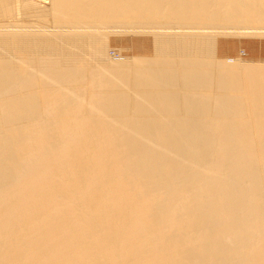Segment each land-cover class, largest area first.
I'll return each mask as SVG.
<instances>
[{
	"label": "bare ground",
	"instance_id": "1",
	"mask_svg": "<svg viewBox=\"0 0 264 264\" xmlns=\"http://www.w3.org/2000/svg\"><path fill=\"white\" fill-rule=\"evenodd\" d=\"M229 37L264 0H0V264H264V59Z\"/></svg>",
	"mask_w": 264,
	"mask_h": 264
},
{
	"label": "crops",
	"instance_id": "2",
	"mask_svg": "<svg viewBox=\"0 0 264 264\" xmlns=\"http://www.w3.org/2000/svg\"><path fill=\"white\" fill-rule=\"evenodd\" d=\"M239 50L248 58H264V38L221 39L217 52L219 56H235Z\"/></svg>",
	"mask_w": 264,
	"mask_h": 264
},
{
	"label": "rangeland",
	"instance_id": "3",
	"mask_svg": "<svg viewBox=\"0 0 264 264\" xmlns=\"http://www.w3.org/2000/svg\"><path fill=\"white\" fill-rule=\"evenodd\" d=\"M229 39H236L233 37H229V38H225L222 40H229ZM221 40V39H220ZM238 40V39H237ZM149 40L147 38H133L132 39V49L131 50H124L121 52V55L124 56H132V55H136L137 53H140L141 55H145V56H150L151 55V45L148 42ZM142 46V47H141ZM116 48V46H114V44H111V47L107 53L108 57L115 59L118 56V53L114 50ZM238 54L241 55V59L243 61H247V60H251L252 62L258 63L260 60L264 59V58H248L246 56H244L242 50L238 51ZM237 54V55H238ZM223 57V56H221ZM226 57H234V56H226Z\"/></svg>",
	"mask_w": 264,
	"mask_h": 264
}]
</instances>
